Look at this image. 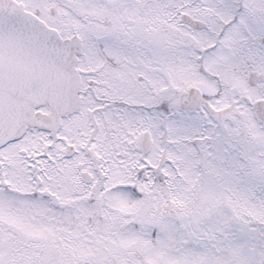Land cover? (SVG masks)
<instances>
[{
	"label": "snow or ice",
	"instance_id": "6c2138e0",
	"mask_svg": "<svg viewBox=\"0 0 264 264\" xmlns=\"http://www.w3.org/2000/svg\"><path fill=\"white\" fill-rule=\"evenodd\" d=\"M0 264H264V0H0Z\"/></svg>",
	"mask_w": 264,
	"mask_h": 264
}]
</instances>
